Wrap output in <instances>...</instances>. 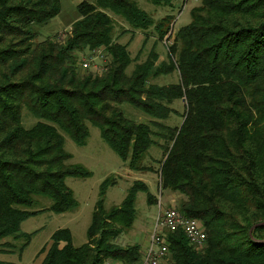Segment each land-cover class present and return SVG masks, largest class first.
Segmentation results:
<instances>
[{
  "label": "trees",
  "instance_id": "obj_1",
  "mask_svg": "<svg viewBox=\"0 0 264 264\" xmlns=\"http://www.w3.org/2000/svg\"><path fill=\"white\" fill-rule=\"evenodd\" d=\"M149 2L170 6L172 0ZM76 9L65 37L36 42L60 13V0H0V242L24 239L23 251L32 234L20 232L22 222L76 207L65 179L89 173L67 163L72 156L63 134L82 146L91 124L131 171L148 168L142 159L152 145L164 151L160 189L181 195L178 210L200 221L207 236L196 250L182 231L167 233L168 264H264V0H200L173 35L167 60L155 65L159 56L151 50L130 75L132 59L114 40L110 14L134 30L153 27L158 41L172 17L156 22L134 0L82 1ZM100 47L108 57L103 74H79V54ZM174 71L175 83H149ZM174 101L185 104L181 122L170 127L163 121L176 113ZM123 103L149 122L127 118L118 107ZM23 109L37 120L29 129L22 125ZM113 183L100 185L87 241L75 247L69 230L59 229L41 264L139 262L140 247L116 239L132 227L136 196L148 188L134 181L120 205L105 208ZM36 197L49 199V207L29 211Z\"/></svg>",
  "mask_w": 264,
  "mask_h": 264
},
{
  "label": "rangeland",
  "instance_id": "obj_2",
  "mask_svg": "<svg viewBox=\"0 0 264 264\" xmlns=\"http://www.w3.org/2000/svg\"><path fill=\"white\" fill-rule=\"evenodd\" d=\"M82 1L94 2V0H60V13L39 30L35 41L41 42L46 39L56 42L59 37H65L73 22L78 18L76 7ZM134 1L154 21L157 22L166 15L171 16L172 21L170 22V30L164 39L158 41L153 27L145 31L134 30L123 19L110 14L114 21V40L127 46V51L132 59L126 70L127 75L131 74L136 64L147 59L151 50L159 56L155 65L166 61L167 47L172 43L173 35L180 27L190 22V10L200 2V0H172L170 6H155L149 0ZM103 54H106L105 50H100V54H94L89 63V68L84 70L79 67V74L102 75L104 72L102 70L108 64V57L107 55L101 56ZM82 56L79 54V61ZM86 56H90V54H86ZM148 80L151 84L162 86L175 83L178 80V75L174 71ZM184 104L183 101H174L171 108L175 109L176 113L171 114L167 120L163 121V124L170 127L178 125L181 122ZM118 107L129 119L142 123L149 122V118L145 114L127 103L120 104ZM36 122L37 120L26 109H23L22 125L24 128L29 129ZM88 131L89 136L82 146L76 145L67 135L63 134L64 150L72 156L67 163L80 165L89 173L86 178L68 177L65 179V184L72 191L76 201V207L59 215L46 210L26 219L20 226V232L32 234L28 245L23 251H19L24 239L18 241L5 239L1 241L0 250L9 251L8 253L0 252L1 262L8 264H39L51 244L52 234L59 229L69 230L73 246L79 247L84 244L87 241V229L91 223L92 213L96 202L100 198V185L106 179L112 178L114 183L107 188L104 194L105 208L120 205L128 188L134 181H141L147 185L148 194L155 199L154 203L150 204L147 201L148 194L146 192L137 194L135 201L136 217L132 227L116 239V243L120 246L124 247L136 243V245L141 244L142 247V244L149 240L158 211L179 206L182 200L181 195L160 189L158 170L164 151L159 145H152L144 154L142 164L148 168L143 172H135L129 170L127 165L103 141L98 127L88 124ZM156 140L158 143H163L157 138ZM35 200L36 205L28 209L29 211L45 209L50 205L49 199L36 197ZM165 233L167 234V232ZM4 241L8 242L11 247L2 246L1 244ZM138 246L140 247V245ZM42 249L44 252H42ZM142 254L143 252L140 249V257H142ZM106 262L112 264L111 260ZM167 263L162 262L161 264Z\"/></svg>",
  "mask_w": 264,
  "mask_h": 264
},
{
  "label": "built area",
  "instance_id": "obj_3",
  "mask_svg": "<svg viewBox=\"0 0 264 264\" xmlns=\"http://www.w3.org/2000/svg\"><path fill=\"white\" fill-rule=\"evenodd\" d=\"M100 50L104 49L100 47V49L93 50L90 56H82L79 61L80 68L84 70L89 68V63L93 59L94 54H100ZM178 230L184 233L188 243L196 250H201L205 247L207 236L202 223L185 217L176 207H168L158 211L155 225L149 236L148 245L137 264L169 263L170 255L165 232L171 233ZM105 264L109 263L106 262Z\"/></svg>",
  "mask_w": 264,
  "mask_h": 264
},
{
  "label": "crops",
  "instance_id": "obj_4",
  "mask_svg": "<svg viewBox=\"0 0 264 264\" xmlns=\"http://www.w3.org/2000/svg\"><path fill=\"white\" fill-rule=\"evenodd\" d=\"M149 241V240H148ZM148 241H146L145 242V244H142V247H141V244H138V245H140V249H141V252H143L144 251V249L147 247V245H148ZM134 244H136V243H134ZM62 246H63V243L61 244ZM130 245H133V244H130ZM125 246H129V245H125ZM43 258H44V256H43ZM43 258H42V260H43ZM41 260V261H42ZM112 261V264H119L118 262H116V261H113V260H111ZM39 264H41V262L39 263Z\"/></svg>",
  "mask_w": 264,
  "mask_h": 264
},
{
  "label": "water",
  "instance_id": "obj_5",
  "mask_svg": "<svg viewBox=\"0 0 264 264\" xmlns=\"http://www.w3.org/2000/svg\"><path fill=\"white\" fill-rule=\"evenodd\" d=\"M255 226H258V225H255ZM255 226H254V227H255ZM254 227H253V228H254ZM251 230H252V229H251Z\"/></svg>",
  "mask_w": 264,
  "mask_h": 264
}]
</instances>
